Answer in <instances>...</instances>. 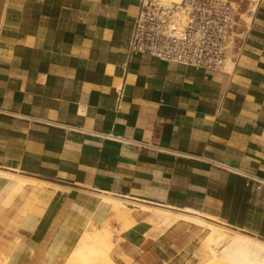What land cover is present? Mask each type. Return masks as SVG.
<instances>
[{"label": "crops", "instance_id": "obj_1", "mask_svg": "<svg viewBox=\"0 0 264 264\" xmlns=\"http://www.w3.org/2000/svg\"><path fill=\"white\" fill-rule=\"evenodd\" d=\"M243 4L250 34L224 72L128 61L139 0H0V170L46 183L0 177L6 264H66L107 219L118 264H176L207 230L129 200L125 226L102 192L264 239V0Z\"/></svg>", "mask_w": 264, "mask_h": 264}, {"label": "built area", "instance_id": "obj_2", "mask_svg": "<svg viewBox=\"0 0 264 264\" xmlns=\"http://www.w3.org/2000/svg\"><path fill=\"white\" fill-rule=\"evenodd\" d=\"M243 2L139 0L126 47L128 61L147 54L166 62L228 72V62L237 64L250 34L249 10ZM105 136L125 140L113 133Z\"/></svg>", "mask_w": 264, "mask_h": 264}, {"label": "bare ground", "instance_id": "obj_3", "mask_svg": "<svg viewBox=\"0 0 264 264\" xmlns=\"http://www.w3.org/2000/svg\"><path fill=\"white\" fill-rule=\"evenodd\" d=\"M233 66L234 63L229 61L226 68L227 70L230 68L232 70ZM1 176L15 181L21 187L25 186L26 183L28 185L31 183L35 186L46 184L44 181L36 178L2 170H0ZM100 196L112 206L117 215L119 214L120 217L127 220V225L134 222L129 214L131 211L128 212L129 209L128 211H124L126 208L124 210L121 208L125 206V201L129 200L139 205L142 209L148 211L154 209L165 216L180 218L208 229L203 239V245L211 251L212 261L210 264H264V239L212 221L195 210H172L164 207H151L152 205L148 206L143 203H137V201L131 198L126 199L111 192H102ZM111 242L110 230L106 225L97 230L85 231L73 248L71 255L77 257V264H118L109 254ZM0 258L3 260L4 256L0 255Z\"/></svg>", "mask_w": 264, "mask_h": 264}, {"label": "rangeland", "instance_id": "obj_4", "mask_svg": "<svg viewBox=\"0 0 264 264\" xmlns=\"http://www.w3.org/2000/svg\"><path fill=\"white\" fill-rule=\"evenodd\" d=\"M37 188H39V186H35ZM34 198H36V196L38 195V193L36 192H33L31 194ZM9 203V202H8ZM6 203V204H8ZM124 205L126 206H123L121 209H125L124 211H132L129 207H131L132 205L130 204H127L126 202L124 203ZM27 207H29V204H25L23 205V207L19 210V212H24ZM131 213V212H130ZM129 213V214H130ZM114 218H116L117 220H126L122 217L119 216V214L117 215V213L115 212L114 214ZM107 226L110 230V239H111V248L109 250V254L112 258H114L115 256V251H114V247H115V241H114V237H115V230L114 228L112 227L111 223H110V220L107 219L106 221H104L103 223L101 224H94V223H91L89 225V227L86 229V231H92V230H97L99 228H102L103 226ZM127 225V220L125 222V226ZM97 226V227H96ZM128 226V225H127ZM231 228V227H230ZM89 229V230H88ZM208 232V229L202 233L199 237H197L196 240H194L191 245L187 246L185 248V250L183 251V254L185 255V259H183V261H180V262H177L176 264H210L211 261H212V257H211V251L208 249V248H205V246L203 245V239L205 237V235L207 234ZM85 233V232H84ZM83 233V234H84ZM188 236H194V234L192 232L186 234V237ZM218 246V245H217ZM6 248L4 247V250ZM2 246H0V255L1 256H4V259L2 260L0 258V264H6L8 259H9V256L7 254V252H4ZM210 261V262H209ZM66 264H77V257L73 256L70 254ZM213 264V263H212ZM217 264V263H216Z\"/></svg>", "mask_w": 264, "mask_h": 264}]
</instances>
